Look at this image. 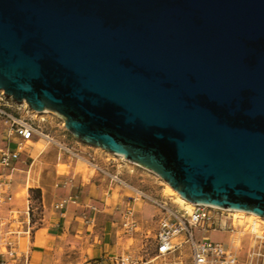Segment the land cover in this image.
Returning a JSON list of instances; mask_svg holds the SVG:
<instances>
[{"label": "water", "instance_id": "obj_1", "mask_svg": "<svg viewBox=\"0 0 264 264\" xmlns=\"http://www.w3.org/2000/svg\"><path fill=\"white\" fill-rule=\"evenodd\" d=\"M0 88L189 200L264 215V0H0Z\"/></svg>", "mask_w": 264, "mask_h": 264}, {"label": "rangeland", "instance_id": "obj_2", "mask_svg": "<svg viewBox=\"0 0 264 264\" xmlns=\"http://www.w3.org/2000/svg\"><path fill=\"white\" fill-rule=\"evenodd\" d=\"M15 113L40 125L55 140L34 137L26 143L10 177L11 211L0 209V215L13 218L11 224L19 226L22 249L30 245L38 220L44 217L60 219L69 236L65 239L60 234L59 251L54 256L46 255L43 264H98L120 255H128L138 264H190L186 243L172 253L156 256V236L163 216L187 215L194 208L187 210L179 204L172 187L160 175L75 137L62 115L37 113L24 105ZM7 127L0 118V146L7 137ZM114 174L123 182L112 179ZM28 184L32 186L27 188L25 198L18 200ZM0 190L5 191V185ZM250 222L257 223V233H264V221L246 216L242 223L237 222L245 230L242 233L235 225L233 230L230 222L221 232L209 234L229 244L236 255L235 264H264V240L253 237L247 226ZM49 229L47 224L35 231V237L41 235L36 245H46Z\"/></svg>", "mask_w": 264, "mask_h": 264}, {"label": "built area", "instance_id": "obj_3", "mask_svg": "<svg viewBox=\"0 0 264 264\" xmlns=\"http://www.w3.org/2000/svg\"><path fill=\"white\" fill-rule=\"evenodd\" d=\"M10 99L11 103H8ZM13 108V109H12ZM15 109H21V104L13 101L0 91V118L7 122V137L0 146V209L6 207L11 211V193L8 191L12 171L15 164L25 152L26 143L34 137H49L40 125L30 119L17 116ZM13 145V146H12ZM131 215L126 216L129 220ZM13 218L0 215V264H25L26 257L18 250L17 235L19 226H13ZM130 223H133L131 220ZM230 221L225 218L223 211L203 203H197L187 214L163 216L160 230L156 236V256L174 252L186 243L190 252V264H235L236 255L229 250V244L214 240L209 235L211 231L224 230ZM27 229H23L26 232ZM144 264L146 262H143ZM98 264H138L128 255L110 258L108 262Z\"/></svg>", "mask_w": 264, "mask_h": 264}, {"label": "bare ground", "instance_id": "obj_4", "mask_svg": "<svg viewBox=\"0 0 264 264\" xmlns=\"http://www.w3.org/2000/svg\"><path fill=\"white\" fill-rule=\"evenodd\" d=\"M0 91H2L3 93H4V90L2 89V88H0ZM9 98H11V97H9ZM18 104H21V105H24L25 107H27V108H30L29 107V105L27 104V102L23 99V100H21V101H19V102H17ZM30 109H32L34 112H37V113H44V112H52V113H54V114H59L58 112H56V111H53V110H50V109H47V108H45V109H43V110H41V111H37V110H34L33 108H30ZM60 115V114H59ZM48 141H50V142H55V140L52 138V137H45ZM57 144L59 145V143L57 142ZM94 145V144H93ZM63 146V145H62ZM94 146H97V147H100V148H103V147H101V146H99V145H94ZM104 150H106V151H108V152H111L113 155H116V156H118V157H120L121 159H124V160H128V161H130V162H133V163H136V164H139L140 166H143V167H145V168H147V169H149V170H151L150 168H148V167H146V166H144V165H142V164H140V163H137V162H134V161H131V160H129V159H127V158H125L122 154H118V153H115V152H113V151H110V150H108V149H105V148H103ZM74 153V152H73ZM75 154H77V153H75ZM77 155H79V154H77ZM81 157V156H80ZM79 157V158H80ZM82 159V158H81ZM89 164H92L95 168H98L97 167V165L95 164V163H91V162H89L86 158H84ZM82 162H85V161H83L82 160ZM86 163V162H85ZM151 171H153V170H151ZM153 172H155V171H153ZM156 173V172H155ZM157 174V173H156ZM159 175V174H158ZM161 177V176H160ZM162 178V177H161ZM112 179H115V180H119L121 183L123 182L121 179H119L115 174L113 175V177H112ZM167 184H169L164 178H162ZM124 184V183H123ZM128 185V184H127ZM170 185V184H169ZM30 186H32V185H27V187L26 188H24V190L22 191V192H20L19 194H18V200H21V199H23V198H25V195H26V191H27V188L28 187H30ZM171 186V185H170ZM132 187V186H131ZM172 187V186H171ZM132 189V188H131ZM136 189V188H135ZM172 189H173V191H174V193H175V195H176V201L179 203V204H182V205H184V207H185V209H187V210H191L197 203H200V202H196V201H192V200H189V199H187V198H185V197H183L175 188H173L172 187ZM135 191V190H134ZM203 204H205V203H203ZM205 205H210V204H205ZM210 206H213V207H215V208H219V209H221L223 212H225L224 213V215H225V218L226 219H228L230 222H231V224H232V229L234 230V225H235V228L236 227H238V229L239 230H237V231H241V233L242 232H244V231H242L241 230V228H242V226L241 225H239L237 222H239V223H242L243 222V218L244 217H246V216H248L250 219H253L254 221H256V220H260L261 222H263L264 221V215H262V214H257V213H254V212H252V211H247V210H243V209H235V208H225V207H219V206H214V205H210ZM237 221V222H236ZM256 222H250V223H248L247 224V226H248V228H249V231H250V233L253 235V237H258V238H261V239H263L264 240V233L263 234H259V233H257V226H256ZM241 227V228H240Z\"/></svg>", "mask_w": 264, "mask_h": 264}, {"label": "crops", "instance_id": "obj_5", "mask_svg": "<svg viewBox=\"0 0 264 264\" xmlns=\"http://www.w3.org/2000/svg\"><path fill=\"white\" fill-rule=\"evenodd\" d=\"M42 203L44 202L42 201ZM1 209H6V207H2ZM38 221L39 223L37 225V228L32 233L31 239L29 240L30 245L27 247V249L21 248L20 239H19L20 232L17 235L18 250H20L23 253V255L26 257L25 264H43L46 255L54 256L59 251V245H61L62 243L61 236H65V239L68 238L69 236L67 233V226L64 225L63 227H61L62 223L60 219L58 221H52V220H46L44 217H41L39 218ZM47 224H50V229L46 233L47 234L46 245L45 246L36 245L40 243L41 235L40 233H37L35 237V231L45 227V225ZM60 228H62L61 231ZM65 247L66 244L63 245V250L65 249ZM18 264H24V263L19 262Z\"/></svg>", "mask_w": 264, "mask_h": 264}]
</instances>
